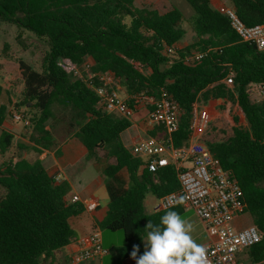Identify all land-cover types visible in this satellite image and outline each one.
Instances as JSON below:
<instances>
[{
    "label": "trees",
    "instance_id": "trees-1",
    "mask_svg": "<svg viewBox=\"0 0 264 264\" xmlns=\"http://www.w3.org/2000/svg\"><path fill=\"white\" fill-rule=\"evenodd\" d=\"M136 0H0V27L17 25L47 41L49 50L41 71L19 61L24 81L22 106L31 103L33 116L28 127L32 146L38 154L56 145L51 122L56 108L70 115L74 137L88 151L87 160H99L101 150L110 151L115 163L103 170L110 195L109 210L100 224L104 233L122 232L125 243L109 252L117 263L137 258L145 251L147 223L158 225L166 211L148 214L149 192L157 199L177 192V172L169 166L151 173L143 158L132 155L122 136L132 127L129 119L102 110L99 98L84 80L74 79L60 65L70 59L81 66L91 63L94 83L101 75L113 74L125 93L158 97L166 91L180 105L179 130L173 134L176 148L191 136L193 105L225 100L236 104L247 126L234 117L233 134L222 142H208L213 156L237 180L245 204L244 213L262 235L252 247L248 263L264 259V100L253 102L250 85L264 88V52L243 42L232 30L226 16L210 0H186L195 15L190 23L195 41L168 54L167 48L185 38L183 13L174 8L166 14L138 8ZM240 19L248 26L264 24V0H231ZM193 51L206 56L193 65L185 62ZM139 66V67H138ZM235 75L233 86L223 81ZM5 89L0 85V98ZM18 107V105H17ZM8 119V107L0 106V129ZM151 137L166 138L157 125ZM15 135L2 129L0 154L13 146ZM0 264H54L58 251L69 246L76 233L70 221L85 211L81 203L67 202V182L57 184L43 162L11 159L0 167ZM182 217L184 209L177 207Z\"/></svg>",
    "mask_w": 264,
    "mask_h": 264
},
{
    "label": "built area",
    "instance_id": "built-area-1",
    "mask_svg": "<svg viewBox=\"0 0 264 264\" xmlns=\"http://www.w3.org/2000/svg\"><path fill=\"white\" fill-rule=\"evenodd\" d=\"M218 10L226 16L232 30L243 42L264 52V24L246 25L231 6H221ZM180 49L174 45L167 48V53L175 54ZM205 56L204 52L193 51L185 62L193 65ZM60 65L72 78L84 80L94 90L106 113L130 120L139 110L148 109L150 125L162 126L166 138L147 137L134 144L130 151L133 156L143 158L145 169L151 173L173 166L180 184L177 192L159 199L156 211L182 207L196 214L209 238L204 244L208 264H246L249 250L261 243L262 235L253 224L242 229L235 225L239 217L247 215L244 213L243 192L237 180L222 168L207 142L203 141V134L212 121L210 110L202 102L193 105L190 139L181 148H176L172 136L179 130L182 110L166 91L161 90L158 97L146 94L130 97L126 93L124 96L120 81L113 74L101 75L98 82L94 83L90 62L79 66L70 59H62ZM234 78V73L230 72L223 82L233 86ZM255 86L264 94L261 85ZM13 117L26 127L31 125L30 118L23 113L16 112ZM81 202L78 196L72 199V203ZM83 206L86 211L93 212L98 204L92 201L83 203ZM106 255L108 251L103 247L101 230L97 229L80 240V251L67 264H86ZM247 264H264V259Z\"/></svg>",
    "mask_w": 264,
    "mask_h": 264
},
{
    "label": "rangeland",
    "instance_id": "rangeland-1",
    "mask_svg": "<svg viewBox=\"0 0 264 264\" xmlns=\"http://www.w3.org/2000/svg\"><path fill=\"white\" fill-rule=\"evenodd\" d=\"M210 1L213 8L216 9L217 6L215 5V2H218V0ZM226 2L227 5H231L229 0ZM135 5L138 8L156 10L160 14H166L174 8L179 9L184 15L183 26L187 31L185 38L182 40L183 48L191 45L195 41L196 35L190 25L195 12L186 0H136ZM48 50L49 44L47 41L37 38L33 33L27 31L26 29H22L17 25L8 23H3L1 25L0 85L4 87L5 92L0 98V106L6 105L8 107L7 122L11 125V127H14L19 138L15 140L12 148L7 152V155L4 156L0 154V167L11 159L27 158L29 160H33L35 156H37L32 150H28L26 148L32 145L28 127L16 122L13 115L17 112L25 114L28 118L33 116L32 111L30 110V107L32 106L31 103L26 106L21 105V102L24 101V81L22 79L19 61H24L35 70L41 71L43 58ZM248 92L253 102H261L264 100V94H262L255 85H250ZM122 93L125 94L123 88ZM212 106H217V111L214 112L213 108L210 109L212 121L203 134L204 142H222L232 136L233 128L235 127L234 117H238L240 119V126H247L246 120L236 104L230 101H219L218 103L215 102ZM146 116V111L141 109L130 119L133 123L132 128L122 137L123 142L128 145L129 149L132 145L130 134L133 131V126L143 121ZM69 122L70 115L63 110L56 108V119L50 123V126H52L53 133L59 143H64L67 140L75 138L73 136L75 130L69 127ZM26 130L27 134H24V131ZM97 162L104 168L115 163V158L110 151L101 150L99 152V160ZM5 192V189L0 185V198L4 196ZM157 204L158 199L153 195V193L149 192L145 200L146 212L148 214L154 213ZM184 214L186 215V213ZM190 215L192 218L191 223L193 224L192 236L197 243L203 244L206 239L207 231L202 222L193 212H191L189 216ZM242 221L249 222V215L243 216ZM104 239L105 247L110 250L112 247H120L125 243L122 232L112 233L110 231H106L104 232ZM108 253L109 257L107 258L106 264H118L109 251ZM120 263L122 262H119V264ZM247 263L248 262H246V264Z\"/></svg>",
    "mask_w": 264,
    "mask_h": 264
},
{
    "label": "crops",
    "instance_id": "crops-1",
    "mask_svg": "<svg viewBox=\"0 0 264 264\" xmlns=\"http://www.w3.org/2000/svg\"><path fill=\"white\" fill-rule=\"evenodd\" d=\"M226 1L228 0H218V2H215V5L217 6L216 9H218L221 6L233 7L231 0H229L231 5H227ZM178 46L180 48H183L182 42L178 44ZM122 95L126 96L125 94ZM219 101H225V100H219ZM219 101H210L206 104L203 102L202 103L209 110L213 108L215 112L217 111L216 109L217 106L213 107L212 105L215 102L218 103ZM142 110L146 111L147 116L139 124L133 126L132 129L133 131L130 134V139L132 140V145L130 147H132L140 140H143L147 137H151L149 135V132L153 130L155 127V126H151L149 123L148 109L144 108ZM2 129L13 133L15 135V140L19 138L15 132L14 127H11V125H9L7 121H5V123L3 124ZM24 134H27V130L24 131ZM56 142H57L56 145L51 150L48 151L42 150L41 154H38L33 151L37 155L33 160H29L27 158L25 159L29 161H36L37 159L41 160L48 174L55 179L57 184L67 182L70 185L71 192L66 197L67 202H72V199L75 196H78L82 201L81 204L83 203L86 204L92 201H96L98 204V207L93 212H88L85 210L79 216H76L71 219L70 224L76 233V239L69 246L58 251L55 255V261H54V264H67L69 260L76 253L80 251V240L82 238L90 236L95 230L100 229V224L106 218L109 210L110 195L107 188V181L103 176V170L105 169V167L103 168L102 166H100L97 160H87L88 151L81 144L79 140H77L76 138H72L71 140H67L64 143H59L58 140L56 139ZM125 146L128 148V145L125 144ZM5 155H7V153ZM191 212L193 211L184 209V213H186V215L184 214L183 218L189 222H191L192 219L191 215L189 216ZM242 217H239L235 222V225L238 229L248 227L251 224L252 221L251 218L249 222L247 221L243 222ZM101 234H102V244L104 249L106 251H110L109 248L105 247L104 233L102 231ZM208 239H209L208 234H206V239L203 245L208 241ZM108 257H109V253L108 255L100 259L90 261L86 264H106ZM120 264H135V263L131 259H125Z\"/></svg>",
    "mask_w": 264,
    "mask_h": 264
},
{
    "label": "clouds",
    "instance_id": "clouds-1",
    "mask_svg": "<svg viewBox=\"0 0 264 264\" xmlns=\"http://www.w3.org/2000/svg\"><path fill=\"white\" fill-rule=\"evenodd\" d=\"M145 229L144 253L137 258L138 246L131 253L136 264H208L206 247L192 236L193 224L177 211H166L158 225L149 221Z\"/></svg>",
    "mask_w": 264,
    "mask_h": 264
}]
</instances>
